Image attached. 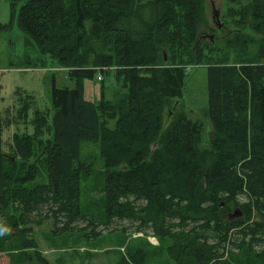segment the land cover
I'll return each instance as SVG.
<instances>
[{
    "label": "trees",
    "instance_id": "obj_1",
    "mask_svg": "<svg viewBox=\"0 0 264 264\" xmlns=\"http://www.w3.org/2000/svg\"><path fill=\"white\" fill-rule=\"evenodd\" d=\"M10 2L14 13L19 6L26 46L38 51L36 58L26 54L24 64L57 65L74 88L53 85L51 122L36 111L34 134H15L12 155L3 150L7 125L0 114V233L24 236L32 232L28 225L53 220L55 236L85 232L94 240L101 234L95 228L131 221L139 232L169 241L167 254L176 264L216 263L230 244L264 264V249L255 251L264 246V0H230L227 17L236 28L198 46L207 27L204 0ZM11 28L0 23V33ZM219 43L233 60L211 61L204 47ZM164 52L171 64L160 67ZM192 64L207 70L212 129L206 146L203 126L182 113L167 128L164 123L165 110L181 106ZM107 66L124 68L111 74L115 99L107 98L102 79L101 97L92 102L85 83ZM84 142L99 145L103 160L104 222L82 211L80 182L93 171L81 159ZM41 167L47 182L35 184ZM236 208L243 218H230ZM83 221L94 227L90 235L73 228ZM25 245L37 248L34 241ZM6 258L0 264H14Z\"/></svg>",
    "mask_w": 264,
    "mask_h": 264
},
{
    "label": "rangeland",
    "instance_id": "obj_2",
    "mask_svg": "<svg viewBox=\"0 0 264 264\" xmlns=\"http://www.w3.org/2000/svg\"><path fill=\"white\" fill-rule=\"evenodd\" d=\"M241 2L246 4L249 0H241ZM204 3L207 27H201L199 35H214L213 44H215L219 37L225 36L230 29L236 28L227 17L232 5L230 0H204ZM14 10L10 0H0V23L12 27L9 32L0 33V114L4 124L7 125L3 129L2 142L3 150L8 155L14 153L12 143L15 134L30 136L34 134L33 122L36 119V111L45 113L48 116L47 120L51 122L54 113L50 95L53 85L60 89L74 88V83L69 79L67 71L57 65H49L46 69H34L24 64L26 54L36 58L38 51L35 47L26 46V35L18 28L16 19L19 6L16 7V13ZM215 11L219 13L221 22L226 24L220 30L213 22ZM14 15H16L15 18H13ZM245 31L251 34L249 28ZM206 40L207 38L202 39L200 44H207ZM257 48L256 45L251 47L252 54L257 52ZM204 51L210 52L212 62H229L234 58L232 50L225 43L216 44L211 49L204 47ZM167 54L164 52V62L160 61V67L171 64L168 62ZM115 69L118 72L124 68L107 66L104 70H98L108 90L107 98L111 100L115 99V89L111 88L113 84L116 85L111 76ZM106 73H108L107 76H104ZM99 75L94 83L101 87L102 79H99ZM182 93L180 108L165 110V127L167 128L171 123L174 113L180 112L192 122L203 126V145L206 146L212 126L207 117L208 78L205 66L198 64L188 66ZM27 102L30 107L26 117L24 108ZM81 159L93 168L91 174L82 177L80 182L82 211L84 214L94 215L102 222L104 212L102 192L105 175L99 145L82 143ZM47 179L48 171L46 167H41L35 184L45 183ZM240 200L245 202L246 197ZM237 210V208L234 209L232 214ZM47 212V209H42L39 215L45 216ZM240 214V218H243V214ZM31 218L36 219V216L33 215ZM27 227L31 228L32 232L25 233L24 236L21 234L19 237H14L11 236V232L0 233V261L7 262V255L11 257L14 264H39L36 257L40 254L50 264H176L167 254L169 241L162 242L154 237L152 230L139 232V224L131 221L116 220L109 227L101 225L95 228L96 232L101 234L94 240L88 239L85 232H66L55 236L52 234L53 220L44 221L41 224H30ZM73 228L78 230L87 228L89 235L94 229L93 226H88L87 221L79 222ZM240 238V235H233L235 240ZM28 241H34L37 248H25ZM228 248L226 256L212 264H263L231 244ZM263 249L264 246L259 245L255 251L259 253Z\"/></svg>",
    "mask_w": 264,
    "mask_h": 264
},
{
    "label": "water",
    "instance_id": "obj_3",
    "mask_svg": "<svg viewBox=\"0 0 264 264\" xmlns=\"http://www.w3.org/2000/svg\"><path fill=\"white\" fill-rule=\"evenodd\" d=\"M213 22L214 24L216 25L217 29H222L223 27V23L221 22L220 20V15L218 12H213ZM207 38L206 42H211L212 44L214 43V35H211V36H202V35H199L197 41H196V46H198L201 42H202V39H205ZM240 210H237L234 214H232L230 216L231 219H239L241 217V214H240Z\"/></svg>",
    "mask_w": 264,
    "mask_h": 264
},
{
    "label": "crops",
    "instance_id": "obj_4",
    "mask_svg": "<svg viewBox=\"0 0 264 264\" xmlns=\"http://www.w3.org/2000/svg\"><path fill=\"white\" fill-rule=\"evenodd\" d=\"M100 93L101 88L99 85L95 84L94 82L85 83V95L88 100L92 102L97 101L98 99H100Z\"/></svg>",
    "mask_w": 264,
    "mask_h": 264
},
{
    "label": "built area",
    "instance_id": "obj_5",
    "mask_svg": "<svg viewBox=\"0 0 264 264\" xmlns=\"http://www.w3.org/2000/svg\"><path fill=\"white\" fill-rule=\"evenodd\" d=\"M99 79H100V80L102 79L101 75H99Z\"/></svg>",
    "mask_w": 264,
    "mask_h": 264
}]
</instances>
